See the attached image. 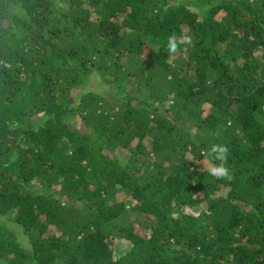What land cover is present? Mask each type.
Segmentation results:
<instances>
[{
	"label": "trees",
	"instance_id": "16d2710c",
	"mask_svg": "<svg viewBox=\"0 0 264 264\" xmlns=\"http://www.w3.org/2000/svg\"><path fill=\"white\" fill-rule=\"evenodd\" d=\"M0 264H264V0H0Z\"/></svg>",
	"mask_w": 264,
	"mask_h": 264
},
{
	"label": "clouds",
	"instance_id": "9594fccd",
	"mask_svg": "<svg viewBox=\"0 0 264 264\" xmlns=\"http://www.w3.org/2000/svg\"><path fill=\"white\" fill-rule=\"evenodd\" d=\"M184 40L191 42L190 37L185 36ZM169 49L172 52H175L177 50V45L174 41L170 42ZM213 153H216V158L221 160L222 163L220 166H212L209 168L210 173L216 177V178H223V179H232L229 169L225 166L226 164V153H227V147L223 145H215L212 149Z\"/></svg>",
	"mask_w": 264,
	"mask_h": 264
},
{
	"label": "rangeland",
	"instance_id": "374dc122",
	"mask_svg": "<svg viewBox=\"0 0 264 264\" xmlns=\"http://www.w3.org/2000/svg\"><path fill=\"white\" fill-rule=\"evenodd\" d=\"M220 14H222V12Z\"/></svg>",
	"mask_w": 264,
	"mask_h": 264
}]
</instances>
